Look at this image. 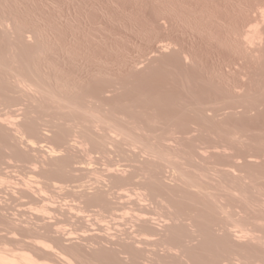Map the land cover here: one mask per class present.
Segmentation results:
<instances>
[{
  "label": "bare ground",
  "instance_id": "1",
  "mask_svg": "<svg viewBox=\"0 0 264 264\" xmlns=\"http://www.w3.org/2000/svg\"><path fill=\"white\" fill-rule=\"evenodd\" d=\"M156 1L219 67L131 18L137 55L55 0H0V264H264V4Z\"/></svg>",
  "mask_w": 264,
  "mask_h": 264
},
{
  "label": "rangeland",
  "instance_id": "2",
  "mask_svg": "<svg viewBox=\"0 0 264 264\" xmlns=\"http://www.w3.org/2000/svg\"><path fill=\"white\" fill-rule=\"evenodd\" d=\"M55 1L58 2L59 5H61V7H62L61 11L64 14H66L67 11L71 12L72 13V16L75 15V14L80 13L81 17H83V19H85V22L86 21H90V28H91L92 31H94L96 33H102L104 35H107L108 38H109V41L110 42H113V43H116L117 46H118V48L121 49L124 53H128V54H131V55H137L141 50H143V49H145L147 47V46L144 47L143 46V43H144V45L147 44V43H145L146 42L145 39H147L148 37L144 38L145 36L138 35L135 32V30L132 31L130 29V25L134 24V25H138L136 27H140V29L144 27L145 29L148 30V33L149 32L152 33V31H153V33L155 32L154 34L159 35V36H157V35H153V33L152 34L149 33V35H152V36H150L151 38L152 37H155V36L156 37H159V38L162 37V39L163 38L164 39H166V38L172 39L173 38V39L179 40V42L180 41L183 42V43H181V42L180 43L181 44H184V46L186 48L189 47L198 56V58L200 60H202L204 66L205 67H208V68L209 67H211V68L212 67L213 68L219 67V65H220L219 62L222 59L221 57L219 59V56H222V57L224 56L225 57V55H227V53H225V50H223L224 53H222V50L221 49L219 50V48L217 49V47L215 46L214 43H211V41L209 39H208L209 41L206 39V36H203L201 34L202 35V37H201V35H198L197 32L194 33V31H192V30H191L192 32H189L190 29H188L186 27H183L180 24L178 25L177 24V21L176 20H173V18H168L169 19V20L167 19L168 22L164 19L166 21V24L167 23H169V24L172 23L171 24V27H170L169 24H168L169 27H167L166 24H165V21L161 19L163 21V23H162V21L159 19V16L158 15H159V13H161L160 11H161V9H162L163 6H161V4H160V6H161V8H160V6H158L159 3H157L158 1H156V0H153V1L152 0H118V9L115 7V4L112 3V0H73V1H70V2L68 0H55ZM154 1H156V2H154ZM172 1H174V0H172ZM175 1H176L177 4H178L179 1L181 3H185V6H186V9L187 10H189V8L191 9V7L192 8L193 7H195V8L197 7L196 9H203L204 8L206 10L209 8L207 11H209V12L211 11L214 14L218 13L220 16L218 14H217V16L219 18L222 16V19H225L228 16L229 18H232V19L227 18L228 21H232V22L233 21L240 22V20H242L243 18H246L245 20H249V18H250L249 16H250L251 13H249V15L247 14L248 15V18H247L246 14H243V12H244V10L242 9L243 7H249L252 4V2H254V3H257L258 2V3L264 4V2H263L264 0H262V1L260 0V2H259V0H241V1L231 0L232 3H231L230 0H226V1L223 0V2H221L222 0L221 1L219 0L218 2H217V0H196L197 2L195 0H192L193 2L189 0V3L187 2L188 5L186 4V2L184 0H179V1L178 0H175ZM186 1H188V0H186ZM213 1H214V3H213ZM238 2H239L240 5L237 4ZM243 2H244V4H243ZM190 3L192 5H194V6L190 5ZM223 3L226 6L228 4L229 7L225 8V5L223 7L222 6ZM249 3H250V5H249ZM154 4H157V5H154ZM203 4H205V5H203ZM213 4H217L216 5V8H215V5H213ZM181 5L179 7H182L183 6V5L182 6ZM205 6H207V7H205ZM217 6L218 7L220 6V7L218 8ZM239 7H242L240 11H238L239 10ZM210 8H211V10H210ZM234 8H236V10ZM101 9H104L105 12H103V10L101 11ZM183 9H181V10H183ZM223 9L226 11V14H225V11H223ZM229 10H231V11H229ZM158 11H159V13H158ZM234 11H236L237 13L234 12ZM102 12L105 13V14H108V16L107 15H106L107 17L104 16L105 14L102 15L103 14ZM183 12L186 13L185 9L183 10ZM231 12H234V13H231ZM255 12H256L255 15L253 14L254 12H252V15H253L254 18L257 17L256 15L259 13L258 11H255ZM229 13L232 14V16ZM240 13L243 14V15L241 16ZM154 14H156V15H154ZM233 14H235V15H233ZM111 15H112L113 19H114L115 16L116 17L118 16L120 18L121 23L118 25V23L116 24L113 21H111L112 20ZM236 16H238V17H236ZM243 16H245V17H243ZM110 17H111V20H110ZM130 18L131 19H134V20L131 21ZM154 18L157 19L158 21L155 20ZM238 18H240V19H238ZM152 20H154L157 23H154ZM170 20H171V22H169ZM130 21L133 22V23L131 24ZM85 22H83V23L86 24V25L89 24V22H87V23H85ZM150 22H151V24H150ZM154 24L156 26H157V24H159L157 27H160V25H161V27L160 28H157V30L154 31V28H155V27H153ZM163 24H165V25H163ZM205 24L207 25V23H205ZM126 25L128 26L129 29L127 28ZM162 25L164 26L163 28L165 30L162 29ZM165 26L167 27V29H166ZM208 26L209 27L211 26V29H213V31L214 32L216 31L217 33H220L221 30H222L220 27H217V26L215 27V25L213 26V25L210 24ZM212 26H213V28H212ZM152 27H153V29H152ZM178 27L179 28L181 27V30ZM170 28H172V29H170ZM176 28H178L179 30L176 29ZM183 28H184V30L186 32H189V33H186L185 31H183ZM214 28H215V30H214ZM147 30H145V31H147ZM179 32H180V34H179ZM148 33H147V35H148ZM182 34H185V35L182 36ZM187 34H190V35H187ZM113 35H115V36H113ZM187 36H192V37L190 38V37H187ZM193 36H195V38ZM176 37L179 38V39H177ZM184 37H185V39H184ZM203 38H205V39H203ZM143 39H144V42H143ZM196 39H198V40L196 41ZM200 40L202 41L201 43H200ZM203 40H205L204 41L205 43L203 42ZM197 42H198V44H197ZM192 45H193V48H192ZM214 46L216 47V49H215ZM94 49L97 52L98 51H101V50H103V52L106 51L105 53H108L107 54V57H109V56L112 57V55H111L112 54V51L108 50L107 47H104L102 45H98ZM212 49H214V51ZM215 50H218L217 53L219 51L221 53L219 52L218 53L219 55H218ZM213 52H215V54ZM154 77L153 78L155 79V82H157L156 81L157 80V77L156 76H154ZM158 80H159V78H158ZM148 81H149V83H148ZM148 81H143V82L141 81V83H144L145 82L146 84L147 83L148 84H150V83L153 84V82H154L152 80V78L148 79ZM157 84L155 83V85H157ZM147 85L144 86L146 90L149 89L147 87Z\"/></svg>",
  "mask_w": 264,
  "mask_h": 264
}]
</instances>
